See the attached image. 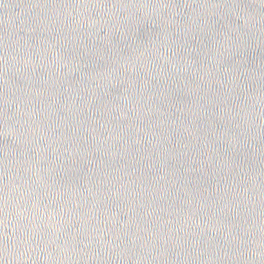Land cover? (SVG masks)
Wrapping results in <instances>:
<instances>
[{"label": "water", "instance_id": "95a60500", "mask_svg": "<svg viewBox=\"0 0 264 264\" xmlns=\"http://www.w3.org/2000/svg\"><path fill=\"white\" fill-rule=\"evenodd\" d=\"M0 264H264V0H0Z\"/></svg>", "mask_w": 264, "mask_h": 264}]
</instances>
